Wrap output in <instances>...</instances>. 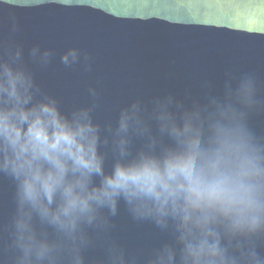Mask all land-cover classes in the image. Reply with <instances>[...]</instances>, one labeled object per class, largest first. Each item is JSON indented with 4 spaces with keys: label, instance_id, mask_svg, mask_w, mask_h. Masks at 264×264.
<instances>
[{
    "label": "clouds",
    "instance_id": "obj_1",
    "mask_svg": "<svg viewBox=\"0 0 264 264\" xmlns=\"http://www.w3.org/2000/svg\"><path fill=\"white\" fill-rule=\"evenodd\" d=\"M17 30L13 18L12 31ZM0 48V175L16 188L11 223V247L20 253L16 264H60L65 255L69 264H84L81 252L92 243L88 229L107 232L121 201L133 220L151 222L173 237L174 242L158 248L147 264H264V256L251 243L264 235V144L238 109L241 103H262L255 99L254 81L244 77L234 82L229 71L224 88L209 85L212 102L203 111L215 123L216 138L207 141L197 134L184 139L193 131V120L200 118L198 104L194 112L183 111V104L168 95L154 99L149 111L137 100L120 110L115 127L102 128L93 120L99 98L95 88L88 90L90 106L64 114L57 99L35 82L22 47L0 43ZM55 55L38 45L29 51L31 63L45 69ZM60 63L92 70L91 57L74 47L60 55ZM173 105L176 115L170 111ZM152 121L186 151L150 154L157 143ZM133 138L145 141L135 154ZM102 147L110 148L114 157L110 172L105 170L107 152H101ZM218 217L227 222L230 235L249 240L246 250L239 243L233 247L231 240L221 246L213 227ZM109 260L136 264L114 243Z\"/></svg>",
    "mask_w": 264,
    "mask_h": 264
},
{
    "label": "water",
    "instance_id": "obj_2",
    "mask_svg": "<svg viewBox=\"0 0 264 264\" xmlns=\"http://www.w3.org/2000/svg\"><path fill=\"white\" fill-rule=\"evenodd\" d=\"M13 18L16 32L12 31ZM0 43L5 48L22 47L24 64L35 82L57 99L64 114L90 106L93 99L88 90L95 88L99 98L93 120L102 128L107 124L115 127L120 110L137 100L150 111L154 99L171 95L183 104V111L194 112L197 104L201 109L199 120L192 122L193 131L184 139L199 134L211 141L216 138L215 123L203 111L212 102L208 86L224 88L229 71L234 82L250 78L255 99L262 103L252 107L241 103L238 109L264 144V0H0ZM37 45L56 53L46 69L29 58L30 49ZM73 47L91 57L90 72L82 65L65 68L60 63V55ZM3 51L0 48V55ZM170 111L178 112L175 105ZM150 123L157 142L150 154L160 157L169 149L186 151L167 132L161 134L155 121ZM177 126L183 131L182 121ZM144 143L133 138V154ZM101 152H107L105 170L110 172L114 162L110 148L102 147ZM15 190V183L0 175V264H16L20 254L11 247ZM110 224L107 232L99 234L88 229L92 243L81 252L84 264H110L113 243L123 249L126 260L147 264L158 248L174 242L170 232L151 222L133 220L122 201ZM36 226L39 231L38 222ZM213 227L222 247L231 240L233 247L239 243L247 249L249 240L230 235L222 217ZM47 231L54 238L52 229ZM251 243L264 256V235L252 238ZM60 264H69L66 255Z\"/></svg>",
    "mask_w": 264,
    "mask_h": 264
}]
</instances>
